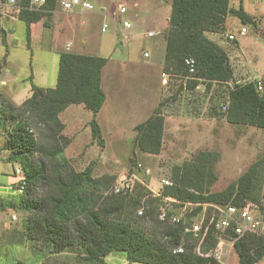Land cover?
<instances>
[{
	"label": "rangeland",
	"instance_id": "rangeland-1",
	"mask_svg": "<svg viewBox=\"0 0 264 264\" xmlns=\"http://www.w3.org/2000/svg\"><path fill=\"white\" fill-rule=\"evenodd\" d=\"M89 1L94 7L92 10L83 9V13L71 12L67 15L57 11L55 17L50 16L49 21L57 27L56 30L49 28L48 32L49 35L54 33V44L58 50L108 59L101 72L105 100L95 118L102 143L99 144L91 136L89 123L93 116L89 110L73 105L62 111L60 120L64 128L61 134L68 139L65 144L64 139L53 138L48 127L36 121L32 112L21 108L31 94L22 83L19 82L13 97H0V113L6 116L0 122V134L3 135V148L0 150V264L16 261L24 264H102L86 259L75 227L85 223L88 210L94 209L103 197L109 195L112 184L125 175L136 173L138 178H145L149 191H157L159 178H170L173 167L192 161L199 152L215 153L218 157L213 167L216 180L210 190L220 191L254 160L264 156V128L230 123L226 113L218 108L227 99L228 89L233 83L245 82L251 75L264 77L262 0H230V7L243 9L244 6L253 20L247 34L237 41L227 38V34L235 32L241 23L235 15L225 16L221 30L205 32L207 38L218 43L226 52L233 69L232 81L213 83L209 89L204 83L190 89L186 79L178 77L161 84L163 61L155 50L158 39L165 42L169 0ZM18 2L8 6L0 0V8L8 14L16 13ZM122 4L127 12L121 17L131 22V28L123 31L108 15L111 9ZM101 8H104L102 12ZM103 21L109 24L105 32L100 31ZM18 27H15L17 33ZM150 29L160 30L161 33L146 38L145 33ZM123 33L127 34L126 39ZM16 37L19 38V34ZM67 40L72 45L65 50L62 46ZM146 46H150V50ZM3 50L0 32V58ZM145 51L148 57L143 56ZM45 52L34 50L31 64L30 50L25 46L17 47L11 50L10 68L19 80L30 75L33 68V74L38 79L40 71L52 69V56L43 59ZM42 62L44 66H40ZM54 62L57 65V59ZM155 108L159 109L164 119L161 149L158 154L144 153L134 144V128L146 120ZM17 123L33 130L36 145L27 155L34 165L43 168L38 180L29 183L21 194L14 189L19 177L13 172L20 163L11 160V151L4 147L9 130ZM137 163L149 168L150 175L145 177L136 171ZM73 182H77L76 185L73 186ZM62 183H67L68 188L74 187L73 196L78 203L72 207L74 215L60 222L61 239L53 241L45 230L46 222L51 220L44 205L51 194L62 191L59 189ZM262 192L264 196V184ZM165 205L170 207L167 203ZM135 208L132 203H127L118 217L142 231L151 241H157L159 225L151 218L136 217ZM11 214L16 215L15 220L11 219ZM197 219L194 217L195 221ZM221 251V264H237L236 251L228 246L225 239ZM103 259L104 264H143L127 262L122 251L109 254L106 261L105 257ZM255 264L261 263L257 261Z\"/></svg>",
	"mask_w": 264,
	"mask_h": 264
},
{
	"label": "trees",
	"instance_id": "trees-1",
	"mask_svg": "<svg viewBox=\"0 0 264 264\" xmlns=\"http://www.w3.org/2000/svg\"><path fill=\"white\" fill-rule=\"evenodd\" d=\"M229 2L230 0H170V13L164 35L163 70L186 79L190 89L199 83H204L205 88L209 89L213 83H228L233 80V69L226 52L218 43L205 36V32L221 30L225 16L230 14L238 17L240 24L253 25L252 18L241 7L234 9L229 6ZM27 3L28 0H19L17 12V17L27 26L44 17L50 18L57 6V0H45L38 9L26 8ZM43 25L47 26L48 22L44 21ZM27 38L29 40V32ZM187 56L196 60L193 79L185 78L187 68L184 58ZM107 60L106 57L97 55L61 51L55 86L43 88L31 83V94L23 101L21 108L32 112L36 121L43 122L48 127L53 138H62L66 144L68 139L61 134L64 124L59 114L70 104H82L93 116L89 123L91 136L99 144L102 143L95 114L105 100V93L101 88V72ZM224 102L227 103L224 113L230 123L264 128V89L256 90L254 83L248 80L233 83ZM5 119L6 116L0 113V122ZM163 128V115L155 108L146 120L135 125L134 144L138 150L158 154ZM29 129L20 123L13 125L4 142V147L11 151L10 159L20 163L28 185L38 180L43 169L40 165H34L27 155L36 145ZM217 158L215 153L199 152L192 161L173 167L170 177L173 184L162 187L158 195H153L138 181L126 193H114L112 184L110 194L103 197L94 209L88 210L85 223L75 227L85 249L86 259L104 264L103 258L106 255L122 251L129 263L221 264L210 255L217 242L212 222L207 221L196 236L183 231L184 224H190L192 216L201 211L200 205L187 213L185 223H173L168 216L163 220L158 217L160 207L167 203L166 197L176 199L173 202L168 201L170 207L167 208V215L174 213V210L179 211L184 201L230 203L236 206L247 201L260 204L263 197L264 156L254 160L224 189L211 191L210 188L216 180L213 167ZM76 183L73 182L72 185ZM66 188L67 183H62L59 186L62 191L51 194L50 200L45 201L44 205L51 220L46 222L45 230L53 241L61 239L60 222L74 215L72 207L78 203L73 196L74 187ZM127 203L136 206V217H148L156 221L160 227L157 241H151L142 231L118 217ZM34 204L32 203L33 206H39ZM139 209L141 214L137 213ZM260 213L264 219V205L260 206ZM114 215L117 217H113ZM226 236L233 235L229 232ZM179 245L182 246V252H173ZM231 247L238 256L237 264H255L264 256L263 237L243 235L236 238Z\"/></svg>",
	"mask_w": 264,
	"mask_h": 264
},
{
	"label": "built area",
	"instance_id": "built-area-1",
	"mask_svg": "<svg viewBox=\"0 0 264 264\" xmlns=\"http://www.w3.org/2000/svg\"><path fill=\"white\" fill-rule=\"evenodd\" d=\"M5 5L13 6L17 4V0H3ZM45 0H28L26 4V8L28 9H38ZM264 4V0H262ZM58 6L63 10H73L76 7L80 9H89L92 10L94 7L89 0H59L57 1ZM104 8H101V12ZM127 12V8L125 5H119L115 9H111L108 12L111 20L114 21L120 27V30L123 31L125 29H130L131 22L128 19L123 18L122 14ZM109 24L107 21H103L100 25V31H107ZM248 32V25L240 24L235 32L228 33L227 38L229 40L243 37ZM160 30H148L145 33L146 37H153L155 35L160 34ZM122 36L126 39L127 34L123 33ZM70 43L66 44V49H68ZM144 57H148V52L143 53ZM184 65L187 68V75L185 78L193 79L194 73L196 71V60L192 56H187L184 58ZM179 77V75L175 73H171L165 70L160 71V81L161 84H166L170 78ZM248 81L254 83L256 90L261 91L264 89V77L258 75H252L247 78ZM219 110L221 112H225L227 110V103L222 102L219 106ZM32 129H29V132H32ZM3 135L0 134V150L3 148ZM135 170L140 171L145 177L150 175L149 168L143 167L140 163L135 165ZM14 174L19 177L18 182L15 184L14 189H16L20 194L23 193L28 187L27 178L23 172V169L20 166H16L13 170ZM136 173H131L129 175H125V177L117 181L113 184L112 190L114 193H126L130 192L133 188V185L136 181L140 182L147 188L149 186L145 183V178L139 177L135 175ZM159 187L157 191H153L150 189L153 195H158L164 186H171L173 184L172 180L169 177H161L158 180ZM165 200L167 204L168 201H176V199L171 197H166ZM182 206L178 210H174V213L167 215L166 205L160 207V212L158 217L160 219H165L168 216V219L173 223H179L186 221L187 213L191 212L195 206L200 205L201 211L192 216V222L190 224H184L183 231L185 233H189L192 235H197L203 225L208 221L212 224V228L217 239L215 247L210 252V255L218 262L221 263L220 257L222 255L221 246L223 240L228 241V246L231 247L233 241L241 237L243 235H254L257 237L264 238V219L260 213V206L264 205V196L261 199L260 204L247 201L246 203L236 206L230 203L225 204H216V203H193L190 201L182 202ZM138 214H141V209L137 211ZM208 216V219L206 220ZM194 217L198 218L196 221ZM11 219L15 220L16 215L11 214ZM209 226H207L208 228ZM231 232L233 236H229L228 239L226 235ZM173 252H182V246L179 245L173 249ZM261 264H264V256L259 260ZM13 264H24L22 261H16Z\"/></svg>",
	"mask_w": 264,
	"mask_h": 264
},
{
	"label": "crops",
	"instance_id": "crops-1",
	"mask_svg": "<svg viewBox=\"0 0 264 264\" xmlns=\"http://www.w3.org/2000/svg\"><path fill=\"white\" fill-rule=\"evenodd\" d=\"M59 1V0H57ZM243 2V0H241ZM5 5V4H4ZM170 0H169V9L167 16L170 13ZM243 10L249 15L250 13L244 8ZM57 11H60L64 14H69V13H83V9H76L74 8L73 10H63L61 9L58 4L56 6V9L52 12L50 16H54ZM55 17V16H54ZM49 17H44L41 20L37 22H33L30 25H26L25 22L20 20L17 17V12L8 14L7 12L3 11L2 8H0V32L2 33V44L4 46L3 52H1V58H0V97H13L14 93L17 90V87L22 83L24 88H27V90L31 93L30 87L31 83H34L36 86L43 87V88H48V87H54L56 84V77H57V68H58V58H59V51L58 48L56 47V42L54 33L52 35H49L48 29L49 28H54L56 30L57 25H52L51 22L48 19ZM47 19V20H46ZM17 21L21 22L18 23ZM46 21L48 22V25L45 26L43 25V22ZM55 20V22H57ZM20 24V25H19ZM25 24V25H22ZM83 24V23H81ZM19 26V33L15 31V29ZM16 27V28H15ZM131 28V27H130ZM250 26H248V29ZM153 30V29H150ZM29 32V40L27 38V33ZM58 32H60L62 35L63 32L58 29ZM19 34V38L16 37V35ZM146 37V36H145ZM147 38V37H146ZM161 39V38H160ZM158 39V45H157V50H155L158 55L160 56V60H164V48H165V42L164 40ZM29 41V42H28ZM84 42V41H83ZM29 43V44H28ZM70 43L72 45V42L67 40V42L62 46L63 48L65 47L66 49V44ZM26 47V49L30 50V56H29V63H33L35 54L34 50H41V51H47L43 55V59L49 57L51 58L52 56V69L51 71H40L41 77H38L36 79L35 75L33 74V68L30 69V75L23 76L21 77L22 79L19 80L17 74L13 72V68H10V63L9 59L11 58V50L17 48V47ZM70 47V46H69ZM150 50V46H146ZM69 49V48H68ZM154 49V48H153ZM51 54V55H50ZM80 54V53H79ZM82 54V53H81ZM54 59H57V65L56 62H54ZM40 60H42L40 58ZM45 64L42 62L40 66H44ZM44 68V67H42ZM27 96L24 97V99ZM73 105L75 106H80L79 109L82 110H88L86 109L82 104H70L67 106L63 111H67L70 109ZM90 111V110H89ZM61 113L59 114V118H61ZM100 113V110L95 114V118L98 117V114ZM109 255V254H108ZM107 255V256H108ZM105 256V261L106 257Z\"/></svg>",
	"mask_w": 264,
	"mask_h": 264
}]
</instances>
